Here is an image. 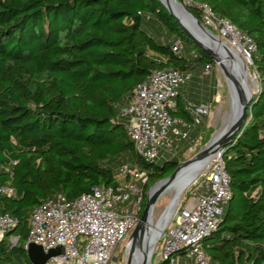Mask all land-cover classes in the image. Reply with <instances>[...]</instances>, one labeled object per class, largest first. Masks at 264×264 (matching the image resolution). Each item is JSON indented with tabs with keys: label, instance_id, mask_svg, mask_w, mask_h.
Returning <instances> with one entry per match:
<instances>
[{
	"label": "trees",
	"instance_id": "16d2710c",
	"mask_svg": "<svg viewBox=\"0 0 264 264\" xmlns=\"http://www.w3.org/2000/svg\"><path fill=\"white\" fill-rule=\"evenodd\" d=\"M189 1L201 23L197 5L204 4L250 38L259 75L243 127L222 149L231 197L202 247L210 264H264V0ZM176 39L182 53L172 50ZM205 64L215 62L159 0H0V189L15 192H0V215L17 220L0 238V264H30L24 245L38 205L114 189L124 164L147 174L140 217L149 185L175 171L198 129L174 145H181L176 155L148 162L137 156L119 111L152 72H191L198 84ZM204 88L212 99L215 90ZM180 90L171 114L189 121Z\"/></svg>",
	"mask_w": 264,
	"mask_h": 264
},
{
	"label": "built area",
	"instance_id": "2783aa9c",
	"mask_svg": "<svg viewBox=\"0 0 264 264\" xmlns=\"http://www.w3.org/2000/svg\"><path fill=\"white\" fill-rule=\"evenodd\" d=\"M197 7L207 29L220 28L224 34L236 35L250 58L249 53L255 49L250 38L228 21L216 18L208 6ZM184 49L182 40L173 42L174 53H182ZM212 71L211 64L202 67L198 83L201 91ZM192 80L191 72L154 71L135 86L130 102L120 109L119 117L125 122L126 133L141 160L155 161L160 150H170L172 156L176 155L174 145L188 142L191 133L209 115L211 102H193L188 98L183 99V104L190 114L189 121L171 114L176 109L179 90ZM117 172L124 181L114 189L99 186L72 200L59 196L38 205L29 218L24 249L30 243L40 245L44 251L61 247L62 253L45 264H109L139 222L143 200L139 184L147 180L146 172L135 164H124ZM193 190L181 199L160 236L159 259L166 264H210L202 240L217 228L231 197L222 151L217 153L208 175ZM199 190L202 193L198 194ZM0 192L15 197L10 187H2ZM16 224V218L1 214L0 238ZM16 242L17 238H13L12 243Z\"/></svg>",
	"mask_w": 264,
	"mask_h": 264
},
{
	"label": "rangeland",
	"instance_id": "374dc122",
	"mask_svg": "<svg viewBox=\"0 0 264 264\" xmlns=\"http://www.w3.org/2000/svg\"><path fill=\"white\" fill-rule=\"evenodd\" d=\"M183 1L185 4H190L189 0H183ZM208 30L214 36L219 38L221 42L223 41L227 43L229 46H232L233 51L235 50L241 53L243 61L245 62L247 66L246 67L247 82H248L249 88L251 89L253 94L256 91H258L259 75L256 69L254 68L250 58L247 57L246 54L244 53L242 41H240L241 43H239L238 37L234 34H231L229 32H227L226 34L222 33L220 28L216 31L211 30V29H208ZM204 84L205 86L206 85L208 86L210 84V87H212L213 90H215V95L210 101L211 102L210 112H209V115L206 118H204L202 125L198 127V137L193 141V143L189 146V148L186 149L180 156L177 155L178 156L177 159L180 163H184L186 161H189L195 158L202 149H204L217 135H219L227 127L229 120H230L231 97H230V93L227 87L226 78L223 75L220 68L218 67V65L216 64V62L214 64L211 76L207 78ZM206 91L207 90H205L204 88L203 95L207 94ZM180 147H178L177 149H174V152H176ZM216 155L213 156L212 159H210L207 167L203 171H201L198 174V176L183 191V193L181 194V196L179 197L176 203L174 212L176 208L178 207V205L180 204L181 199L187 194H189V192L193 190L200 181L204 180L205 176L208 175ZM170 157H172V153L170 150L168 151L160 150L158 157L155 159V163L162 164L164 161H166ZM117 179H120V178L117 177ZM156 184L157 182L149 185V188L146 191L145 200H147L149 193L155 187ZM200 193L202 192L199 190L198 194ZM174 194H175V191L171 189H167L162 193V195L156 201L153 211H152V218H151L153 226L158 227L159 224L161 223L162 218L165 215L167 207L169 206V204H171L173 200ZM130 237H131V234L118 247L117 251L114 253V256L112 260L109 262V264H126L127 257L129 254L128 244H129ZM160 239L161 238L158 239V241L156 242V245L153 248L151 264L160 260L159 259V255L161 252ZM157 248H158V251L156 252Z\"/></svg>",
	"mask_w": 264,
	"mask_h": 264
},
{
	"label": "water",
	"instance_id": "95a60500",
	"mask_svg": "<svg viewBox=\"0 0 264 264\" xmlns=\"http://www.w3.org/2000/svg\"><path fill=\"white\" fill-rule=\"evenodd\" d=\"M168 3H170L178 12L179 16L183 20V22L189 26V28L195 30V31H200V32H205L208 34L210 38L215 39L217 42L226 44L225 42H221L219 38L214 36L191 12L190 9L188 8L187 4L184 3L183 0H166ZM161 5L169 12V14L175 18L176 22L178 25L181 27L183 32L193 41V43L198 46L209 58L213 59L214 62L218 65L220 70L222 71L223 75L225 78H232L231 72L228 70V68L219 60L218 57L214 54V52L210 51L207 48H204L182 25V23L179 21V19L172 13V11L168 8V6L161 0H159ZM253 95L245 96L243 93L240 92L238 102V109L236 113V118L234 121L231 123L230 127L226 132H224L219 140L218 145L209 150L203 157L201 156V150L199 154L192 160L186 161L184 163H180L175 171L169 175L168 177L160 180L157 182L156 185L158 184H163L157 189H155L152 193L150 192L145 208L140 216L139 222L137 226L134 228V230L131 233V237L129 240L128 248L136 249V257H137V262L136 264H151L152 260V255H153V248L150 249L149 247V242L150 240H147V234H146V224H149L150 219L152 218V211L154 208V205L156 201L159 199V197L162 195V193L172 187L173 185H179L181 184L182 179L177 180L178 173L180 172L181 168L186 167L193 163L197 159H201V157L205 160L212 159L213 156H215L218 152L222 151V149L229 144L231 141L234 140V138L240 133L243 124L246 120L247 117V111L249 109V105L251 102ZM198 176V175H197ZM196 176V177H197ZM192 178L189 182V184L196 178ZM152 191V190H151ZM176 202L173 203V206L170 208V213L168 216V219L164 223V227L159 230V234L155 236V243L158 241L160 238L161 234L163 233L164 228L168 224L169 220L171 219L174 209L176 207ZM170 207H167L166 210H168ZM27 258L30 262V264H45L50 258L59 256L62 253V248L61 247H56L53 249H49L47 251H44V249L37 244L30 243L28 244L27 250ZM132 253H130L127 257L126 264H132V259H131Z\"/></svg>",
	"mask_w": 264,
	"mask_h": 264
},
{
	"label": "bare ground",
	"instance_id": "6f19581e",
	"mask_svg": "<svg viewBox=\"0 0 264 264\" xmlns=\"http://www.w3.org/2000/svg\"><path fill=\"white\" fill-rule=\"evenodd\" d=\"M163 1L168 8L172 11V13L179 19V21L182 23L184 28L204 47L209 49L210 51L214 52L216 57L219 58V60L228 68V70L231 72L232 78H227V87L230 93L231 97V116L229 123L227 127L219 134L217 135L202 151L201 156L203 157L209 150L215 148L219 140L224 132L228 130L231 123L236 118V113L238 109V98L240 92L243 93L245 96L253 95L251 89L249 88L248 82H247V69L246 64L243 61L242 55L239 51H233V47L229 46L227 43L223 44L220 42H217L215 39L210 38L207 33L195 31L189 26H187L181 17L179 16L176 9L168 3L166 0ZM237 44V43H235ZM233 44V45H235ZM240 48V47H239ZM201 157V159L195 160L190 165L181 168L180 172L178 173L177 180L182 179L183 182L179 185H173L169 189L175 191V194L173 196V200L170 204V207L168 210H166L164 217L162 218L161 223L158 227L153 226L152 220L150 219V223L146 224V234H147V240H150L149 247L150 249L154 248L153 244L155 241V236L159 234V230L164 227L165 221L168 219L170 208L173 206V203L176 202V200L179 199L183 191L186 189V187L189 185V182L192 178L196 177L201 171H203L209 161L205 160ZM163 184L155 185V187L152 189L151 193L160 187ZM129 254L132 253L131 259L132 264H136L137 257H136V249L135 248H128ZM128 254V255H129Z\"/></svg>",
	"mask_w": 264,
	"mask_h": 264
},
{
	"label": "crops",
	"instance_id": "0c3cea01",
	"mask_svg": "<svg viewBox=\"0 0 264 264\" xmlns=\"http://www.w3.org/2000/svg\"><path fill=\"white\" fill-rule=\"evenodd\" d=\"M180 95L182 99L188 98L193 102H199L201 100L204 103H208L212 100V99L210 100L208 99L207 94L203 95V92L201 91V87L199 86V84H194L193 81L180 90Z\"/></svg>",
	"mask_w": 264,
	"mask_h": 264
}]
</instances>
